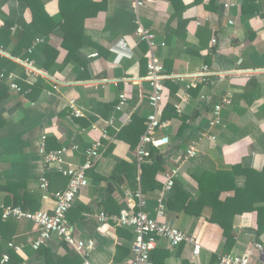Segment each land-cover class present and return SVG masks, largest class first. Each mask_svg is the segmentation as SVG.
I'll return each mask as SVG.
<instances>
[{
	"label": "crops",
	"instance_id": "obj_1",
	"mask_svg": "<svg viewBox=\"0 0 264 264\" xmlns=\"http://www.w3.org/2000/svg\"><path fill=\"white\" fill-rule=\"evenodd\" d=\"M40 1L53 21L51 26L43 23L42 29L50 31L46 35H39L33 25L26 0H0V28L5 22L12 23V41L7 52L0 50V73L12 74L21 89L12 90L9 81L0 80L6 88H0V185H25L38 203L35 211L50 212L54 195L67 187L68 179L56 171L57 164L43 163L41 144L47 152L78 145L79 149L64 156L63 161L64 166L80 165L83 150L99 137L91 128L93 123L102 126L113 115L119 130L133 115L146 120L152 111L147 101L150 85L145 79L148 47L138 36V27L154 35L157 46L153 53L167 75L164 111L169 99L179 104L184 93L190 96L177 116L167 110L168 124L154 134L156 155L164 165L157 181L163 185L164 174L178 168L175 183L188 194V203L197 199L196 176L206 170H223L236 164L256 171L264 168V0H67V14L76 21L70 28L76 32L71 38L75 51L69 56L62 46L59 0ZM136 2L142 5L134 9ZM74 4L80 8H73ZM24 34L31 44L20 50ZM121 40L127 49L117 46ZM46 44L51 54L56 53L49 64L42 50ZM2 60L7 63L3 65ZM203 65H208L212 74L192 76ZM178 75L185 82L177 81ZM193 80L197 87L186 90L185 83ZM120 94L126 95L128 105L124 111L114 112ZM223 97H229L231 103L222 109L220 124L210 128L213 105ZM70 100L84 112L83 118L70 115ZM118 130L109 129L100 157L86 173L88 185L79 191L67 213L74 237L94 244L89 258L92 264H130L133 257V231L99 225L94 218L99 211L118 215L131 207L133 211L139 209L134 183L123 174L110 179L119 163L135 160V149L116 138ZM193 141L198 142V154L185 159ZM43 176L46 190L40 186ZM136 184L141 192L140 177ZM236 185L243 187L244 180L238 179ZM177 188L167 195L160 222L196 239L200 251L196 256L192 243L172 247L159 239L151 254L153 264H219L221 254L245 253L253 263L264 264V232L257 239L255 212L234 217V243L223 252V230L208 221L210 207L206 206L200 216L186 214L182 202L177 209L169 207L168 203L176 200ZM160 189L147 187L141 192L145 202L142 209L151 218H156ZM10 197L9 192L0 190V214L2 206H11ZM0 220L5 222L1 215ZM10 224L5 236L0 235L2 254L8 252L5 239L10 237L23 245L20 255L24 264H42L27 254L38 234L37 227L26 220ZM63 243L70 248L61 238L52 236L44 246L64 255Z\"/></svg>",
	"mask_w": 264,
	"mask_h": 264
},
{
	"label": "built area",
	"instance_id": "obj_2",
	"mask_svg": "<svg viewBox=\"0 0 264 264\" xmlns=\"http://www.w3.org/2000/svg\"><path fill=\"white\" fill-rule=\"evenodd\" d=\"M142 5V2H136L134 9ZM228 7L229 5H225ZM232 22L229 21V24ZM137 34L141 40L145 41L148 47V63L147 74L145 76L146 81L150 85V92L147 96V101L152 109L151 113L145 120V132L141 135L138 145L135 149V160L140 166L150 158L149 147H158L154 134L165 128L168 122L163 119L164 106L167 94L165 92L164 80L167 75L164 71V66L160 59L153 53V50L157 46L154 35L144 30L142 27L137 28ZM215 39L212 40L214 44ZM164 46V43H161ZM118 47L127 49L125 41L121 40L117 44ZM1 50V48H0ZM31 52V49L29 50ZM25 64L31 65L28 61ZM218 75H223V72ZM212 74V70L208 65H203L200 71L192 74V76H204ZM176 80L183 83L185 82L181 75L175 76ZM0 80L9 81L10 88L15 91H20V87L14 83L12 74L0 73ZM185 89L190 90L196 88V81H190L185 83ZM190 98L188 93H184L182 101L174 106L175 112L180 114L182 112V103L186 102ZM204 98V97H202ZM231 101L229 97H223L221 100L213 105L210 117L208 119L209 127L213 128L221 122V111L225 106L230 105ZM128 105V99L125 94L118 96L117 103L114 106V112H122ZM68 108L70 115L75 118H83L84 112L76 105L74 100L68 102ZM91 128L99 133V137L89 147L83 150V163L80 165L66 164L64 166L63 157L71 153V151H77L78 145H73L70 148L61 147L54 151H45L44 145L41 144L39 152L42 155V160L45 165L57 164L56 171L61 173L68 179L67 187L54 195L55 205L53 209L49 211H25L20 207L15 206H2L1 218L3 220L11 221H30L38 229L36 238L31 242V248L38 250L41 246L45 245L52 236L61 238L70 248L75 250L82 258V264H92L89 260L90 254L94 249L92 241H83L77 239L72 234L68 221L67 213L72 208L76 196L79 191L88 185L87 171L90 170L94 163L98 160L101 152L104 149V142L109 138V129L117 127L115 125V118L112 115L107 120L103 121V125L99 126L96 123L91 125ZM213 138V137H212ZM45 136H42L44 141ZM198 142L193 141L185 152V159L195 158L198 154ZM178 176V168H172L164 174V182L159 191L157 198V210L156 218L149 217L144 211L145 205L143 196L140 190L137 188L134 193V197L137 199L138 211L124 210L118 215L107 214L104 211H99L94 215L99 225H111L117 228H128L134 233V242L132 246V261L130 264H153L150 259L151 253L156 249L158 240H166L170 246L177 247L183 243L194 244L193 253L198 255L200 251V245L196 239L188 236L186 233L175 227L169 226L160 219L164 215L165 211V199L167 195L173 190L175 178ZM40 186L43 190L47 189V181L45 177L40 178ZM260 248V246H257ZM6 248L14 252H21L23 245L11 240L7 242ZM10 253L5 252L1 255L0 263L9 264ZM219 264H255L251 261L248 253L242 255L221 254L218 257Z\"/></svg>",
	"mask_w": 264,
	"mask_h": 264
},
{
	"label": "trees",
	"instance_id": "obj_3",
	"mask_svg": "<svg viewBox=\"0 0 264 264\" xmlns=\"http://www.w3.org/2000/svg\"><path fill=\"white\" fill-rule=\"evenodd\" d=\"M66 2L67 0H59L60 20L62 22L61 28L64 31L62 46L68 50L69 56L75 51V48L71 44V38L75 37L76 32L71 31L70 28L76 21H74V16L67 14ZM26 4L32 12V23L38 30L39 35L49 34L50 31L43 30L42 26L43 23H47L51 26L53 21L45 14L41 1L26 0ZM73 8L79 9L80 5L74 4ZM75 16L77 17V15ZM11 27L12 23L5 22L0 28V48L4 52H7L8 45L12 41ZM28 39L29 38L24 34L23 41L21 43L19 42V45H21L20 50L22 47L25 48L31 44V40ZM42 50L47 56L48 64L53 62L56 53L54 52L51 54V52H49V45H43ZM10 54L13 57L16 56L13 51H11ZM6 63L7 61L2 62L3 65ZM11 66L12 63H10V67ZM0 88L6 89L3 83H0ZM176 89L177 88H173V91L176 92ZM175 102V100L169 99L163 114L164 120L168 117L167 114H165L167 110H172L174 115L177 116L174 109ZM144 122V119L133 115L130 123L120 128L115 133L116 138L128 143L131 149H136L141 135L145 132ZM149 151L150 158L140 166L137 164L136 160L131 164L125 162L119 163L115 167L110 179H115L118 174H123L127 180H131L137 187V178L140 177L141 192H145L147 187L150 189H160L162 183L157 181L156 176L160 171H164L163 161H161L160 156L156 155L157 149L149 147ZM138 170L140 174H138ZM238 179L244 180V186L241 188L236 185ZM196 181L199 186V195L195 201L186 203L189 197L188 194L181 188H177V183H174V188H177L176 200L173 203H168V205L171 209H177V206L182 202L183 211L188 215L193 214L195 216H200L206 206L210 207L211 215L208 221L218 224L223 230V252H228L234 243L233 220L237 215H242L246 212H255L257 221L255 235L257 239L264 232V168L261 171H256L251 168L243 167L241 164H236L228 166L223 170H206L200 176H196ZM136 187L134 188L135 192ZM0 190L11 194V206L20 207L25 211L36 210L38 203L32 198L25 185L13 182L6 183L0 185ZM5 222H1L0 220V235L3 236H5V230L12 226V224H10L11 220H5ZM10 240V237L5 239L7 242ZM63 248L65 250L64 255H59L52 251L50 247L44 245L38 250L32 249L31 252L27 251V254H29V257L33 261L37 260L42 262V264L82 263V259L76 251L68 248L64 243ZM8 252L10 253L9 264H24V259L20 255V252L16 253L12 250H8ZM1 254L2 252L0 250V259ZM157 264H164V262H158Z\"/></svg>",
	"mask_w": 264,
	"mask_h": 264
}]
</instances>
